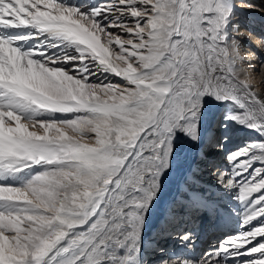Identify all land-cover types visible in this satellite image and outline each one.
<instances>
[{"label": "snow or ice", "instance_id": "6c2138e0", "mask_svg": "<svg viewBox=\"0 0 264 264\" xmlns=\"http://www.w3.org/2000/svg\"><path fill=\"white\" fill-rule=\"evenodd\" d=\"M234 7L0 0V264H149L146 220L177 175L157 238L182 248L158 245L155 264H264V139L218 161L231 125L264 133V96L235 66ZM205 170L242 211L196 256L194 231L174 226L219 214L196 186Z\"/></svg>", "mask_w": 264, "mask_h": 264}, {"label": "bare ground", "instance_id": "6f19581e", "mask_svg": "<svg viewBox=\"0 0 264 264\" xmlns=\"http://www.w3.org/2000/svg\"><path fill=\"white\" fill-rule=\"evenodd\" d=\"M234 2L236 3V7L233 8L232 15L234 17V23L238 24L241 31L239 32V34L235 31H232L231 35L232 37L243 41L240 55L236 59L235 66L237 68V73L242 82H246L251 89L255 88L252 89V91L256 95L264 96V39L261 40L259 38V35L257 34L263 33L264 21H262V19H264V0L263 2H260L259 0H243V2H241V0H234ZM249 4L255 5V7L250 8L248 7ZM245 20H250L252 24L245 22ZM244 24L248 25L249 27L251 26L254 32L251 31L249 34V32L242 27V25ZM247 36L251 38V43L249 42L246 47L245 45L246 43H248ZM260 41L261 44L257 46ZM241 60L244 62L243 65L241 64ZM249 64L255 65V69L253 70L252 68L248 67L247 65ZM110 78L112 80L115 79L111 76ZM258 81H260L261 85L259 90L255 86V84L259 83ZM262 139H264V133L258 134L257 132L239 127L235 124L231 125L228 141L224 145V151L223 153L218 154V161L220 165L222 167H227L228 161L224 158V155L228 152L243 147L246 143L261 141ZM180 179L181 178L179 175L171 178L169 188L165 190L163 195L160 197V202L156 205L155 208L151 210L150 215L147 217L142 237L144 254L147 251L154 252L153 250L156 249L158 245L168 251H171L174 248H182L179 240H158L157 238L158 224L164 213L167 200L170 198L169 190ZM215 182L216 177L214 172L205 170L204 173L196 181V186L199 188V190L206 191V194H208L212 199L217 200V202L220 204L219 214L213 218L207 215H196L194 218L189 220L186 217L185 220L187 221V223L180 222L174 226V230L176 232L184 231L186 228L192 229L194 231V249L204 244V241L207 238L213 237L215 235L219 236L222 234L224 236L226 234L236 233L240 230L239 213L242 211V209L239 202L235 198L237 195V190L232 189L227 194H224L223 192H217ZM218 216H220V218H218ZM226 218H228L229 220ZM221 221H226L227 225L216 228L210 227V225H216ZM207 228H209L210 230H207ZM156 239L159 241L158 244L154 242ZM211 239L213 240L211 242V245L215 244L217 239ZM244 242L245 241L243 240V238H241L236 242V246L238 247ZM194 255L198 256L197 253H194ZM158 258L160 257L154 254L152 256H149L147 259L149 261V264H152L151 261ZM237 264H239V260L237 261Z\"/></svg>", "mask_w": 264, "mask_h": 264}, {"label": "rangeland", "instance_id": "374dc122", "mask_svg": "<svg viewBox=\"0 0 264 264\" xmlns=\"http://www.w3.org/2000/svg\"><path fill=\"white\" fill-rule=\"evenodd\" d=\"M259 1H260V2H263V0H259ZM60 2L66 3V4L69 5V6H78V7H81V8H88L89 5H91V4H98V3L102 2V0H60ZM262 21H264V19H262ZM245 22H248V23L252 24V22H251L250 20H245ZM263 26H264V25H263ZM242 27L245 28V30L248 31L249 34H250L251 31L254 32L251 26L249 27L248 25L244 24V25H242ZM262 28H263V27H262ZM263 32H264V28H263ZM256 33H257V32H256ZM257 34L259 35V38H260L261 40L264 39V35H261V33H257ZM247 37H248V43H246V45H245L246 47H247V45L249 44V42L251 43V38H250L249 36H247ZM249 38H250V39H249ZM259 44H261V41L258 43L257 46H259ZM250 47H251V46H250ZM262 53H263V52H262ZM256 72H257V70H256ZM108 78H109V80H112V79L110 78V76H109ZM93 79H96V78L94 77ZM105 82H107V81H105ZM258 82H259V83L255 84V86H256V87L258 88V90H259L260 87H261V85H260V81H258ZM258 85H260V86H258ZM252 89H255V88H252ZM28 179H29V174H28V173H24V174H21V175L15 177L14 179H12V180L10 181V183H12L14 186H21V185H23V183H25ZM212 218H213V217H212ZM218 218H220V216H218ZM226 219H228V218H226ZM228 220H229V219H228ZM211 222H212V221H211ZM223 222H224V223H223ZM224 225H227V222H226V221H221L220 223H217L216 225H215V224L210 225V227H211V228H212V227H213V228H216V227H220V226H224ZM207 230H210V229L207 228ZM207 230H206V231H207ZM222 236H223V234H222V235H219V236H218V235H215V236H213V237L207 238V239L204 241V244H202V245L198 246V248L194 249V253H197L198 255L201 254L203 251L207 250L208 247L211 245V242L213 241L211 238L219 239V238H221ZM154 242L158 244L159 241L156 239ZM209 243H210V244H209ZM144 255L148 258L149 256L154 255V252L147 251ZM158 259H159V258H158ZM158 259H154V260H152L151 263H152V264H155V262H156Z\"/></svg>", "mask_w": 264, "mask_h": 264}]
</instances>
